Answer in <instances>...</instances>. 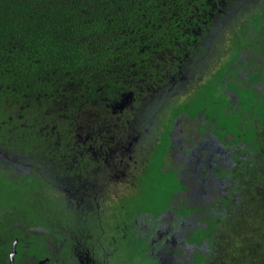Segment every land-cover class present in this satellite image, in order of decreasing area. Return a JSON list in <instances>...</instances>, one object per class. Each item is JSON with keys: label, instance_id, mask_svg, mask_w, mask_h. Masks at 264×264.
Returning <instances> with one entry per match:
<instances>
[{"label": "trees", "instance_id": "trees-1", "mask_svg": "<svg viewBox=\"0 0 264 264\" xmlns=\"http://www.w3.org/2000/svg\"><path fill=\"white\" fill-rule=\"evenodd\" d=\"M231 1L0 0V119L11 129L5 131L0 145L34 157L40 166L36 177L48 182L52 177L45 175L41 166L59 159L62 151L71 154L70 159L77 157V146L71 152L67 143L76 140L81 144L79 119L90 113L96 118L97 110L119 105L128 92L165 94L162 89H171L170 77L178 70V58L193 53V40L204 34L206 21H215L213 11ZM260 18L253 24L258 25L264 14ZM245 45L243 39L236 45V57ZM253 79L261 81V76ZM230 80L231 76L223 74L220 88L226 90ZM262 81L264 84L263 77ZM196 88L201 90L200 85ZM257 91L258 106L251 110L253 104L246 99L243 102L241 94L239 108L230 110L235 123L223 125L214 118L217 133L229 134L228 142L244 143L246 147L237 148L235 156L247 159H238L230 171L233 192L211 205L214 215L207 226L191 235L200 244L206 240L211 252L202 256L196 251L195 264H264V92ZM189 98L192 104L183 102L180 110L195 117L204 109L210 115L207 119L213 118L211 101L204 107L195 95ZM222 103L219 108L227 110ZM33 125L37 126L34 132ZM53 125L56 131H51ZM42 130L44 136L39 133ZM166 151L167 146L162 157ZM156 169L162 173L161 165ZM11 179L21 184L15 175ZM12 187L0 172V199L16 206L24 188L15 191ZM178 187L179 178L169 173L154 203L159 211ZM159 190L158 185L151 193ZM18 205L29 207L22 201ZM7 232L11 238L18 234L10 229ZM139 236L147 241V235ZM139 242L143 241L133 238L121 244L133 249Z\"/></svg>", "mask_w": 264, "mask_h": 264}, {"label": "rangeland", "instance_id": "rangeland-1", "mask_svg": "<svg viewBox=\"0 0 264 264\" xmlns=\"http://www.w3.org/2000/svg\"><path fill=\"white\" fill-rule=\"evenodd\" d=\"M227 4L224 9L220 7L221 11L218 9L215 15V20L220 19L222 26L214 28L212 34L208 35V32L202 33L200 40H198L197 46L199 44V47H202L197 49L195 54H192L194 55L193 61L188 64L191 73L189 81L184 77L176 85L171 83L172 90L168 89L161 96L155 93H142L136 99L137 94H135L134 102L132 101V95L134 94L128 92L122 102V104L127 102L128 107L135 106L142 109L136 125L139 126V131L145 133L142 143L146 146V151L143 154L141 164L135 169V172L140 173L146 170L137 175V189H131L133 191L128 194H123L127 190L125 187L115 191L113 196L116 202L119 203L121 200L120 196L123 197L125 209L133 216L137 212L141 214L157 212L158 208L154 203L162 194V182L159 177L164 182L169 172L180 166L181 168L176 171L177 175L181 177V183L185 185L186 191H189L186 195H181L180 193L172 195L170 200L167 201L168 205L163 212L156 216L158 217L159 225L156 231L159 230L161 233L165 230V227L164 229L161 228L164 224H168L171 220L174 221V227L177 231L176 235L170 236L169 243L155 245L158 241V236H149L151 248L149 252L158 257L160 261L163 256L162 262L164 264H195L194 253L196 251L202 256L211 254L207 245L197 244L190 236L193 230L207 226L210 216L214 215L210 205L217 204L222 196L230 195L233 192L232 181L229 176L230 171L238 163V159H247L246 156H235V150L244 148V143H228L226 140L230 135L222 136L217 133L214 118H219L223 125L235 123L233 117L235 115L230 112L233 108L229 97L232 95V98L237 103V101H242L241 94H243V102L246 99V101H250L253 104L249 109L251 110L258 106L255 103L259 100L257 89L261 92L264 90L262 80L258 81V84L253 85L248 83V80L243 82L232 80L233 78H246L247 74L252 79L259 76L262 78L263 76L264 80V19L260 20L258 25L253 24L256 23V19H261L260 16L264 14V0H232ZM229 10L233 12L232 18L234 20L232 22L224 19L226 12ZM242 39L246 45L240 50L241 56L236 57V45L241 43ZM223 74H225V77L231 76L230 84L226 86V90L221 89L218 83L223 78ZM198 84L201 86L200 91L196 88ZM239 88L241 89L239 90ZM191 93L196 96V100L199 99V103L204 107H208V103L211 101L209 104L213 108V118L211 116V119L208 120L205 110L202 109L199 110L194 119L188 112L179 113L178 108L181 103L192 104L189 101L191 98H188ZM145 99L148 100L144 102ZM221 100L226 104L227 110L219 108L222 103ZM241 108L245 110L244 103ZM100 110H104V114L108 117L113 116V111L108 112L107 108L103 106L97 111ZM182 114H184V117ZM178 115L180 119L177 118ZM129 117L131 118L132 114ZM93 119L91 113L86 115L77 121L80 125L78 127L83 128L82 125H92ZM171 119L173 122V127L169 133L171 144L164 156L165 165L162 174L156 167H159L162 162V154L167 144L165 142L167 130L169 129L166 123ZM51 128L57 130L54 125ZM82 134L86 135L85 133ZM163 145L164 148H162ZM76 153L77 156H85V147L78 146ZM53 161L60 164L65 159L60 157ZM68 164L70 165L71 163L68 162ZM216 169H219L223 175L226 173L228 176H220L217 174ZM86 171L88 174L95 173L94 165L91 166L90 171H88L87 166ZM89 177H91L90 174ZM158 185L160 190L151 193ZM44 190L46 191L45 193L50 192L47 189H43L42 196H44ZM110 196H103L101 201L109 205ZM67 200L64 198L52 199V201L60 202L63 205ZM85 200V204L90 203L89 198ZM43 201L35 205L37 214H40L43 209H48L49 205L51 206V201H46V199H43ZM82 202L84 203L83 199ZM120 205L122 203L118 204V208ZM103 210H110V208L109 206H104ZM83 211L86 210L82 209V212L74 211L68 214H66L68 211H65L63 213L66 216L63 214L62 219L67 221V218L74 222L77 219L83 221L85 218ZM104 215L105 217L111 215V218H113L110 211H105ZM151 216L153 215H149V220L153 219ZM105 217L103 218L107 222L108 219ZM149 220L148 222L143 221L142 225L140 224L143 231L148 230L151 224ZM166 232L162 235H165ZM134 241L144 240L138 235L134 238ZM53 242L55 247H57L55 241ZM71 246L75 249L83 246V244L75 243ZM197 246L200 248H197ZM140 247L138 245V247L133 249H129V247L123 248V251L127 253H124L116 264H150Z\"/></svg>", "mask_w": 264, "mask_h": 264}, {"label": "flooded vegetation", "instance_id": "flooded-vegetation-1", "mask_svg": "<svg viewBox=\"0 0 264 264\" xmlns=\"http://www.w3.org/2000/svg\"><path fill=\"white\" fill-rule=\"evenodd\" d=\"M225 7L221 8L224 9ZM218 9L219 7L213 11L212 20H215ZM232 16L233 12L229 10L226 12L224 19L232 22L234 20ZM221 26L220 19L215 20L214 23H208L206 21L205 32H208V35L212 34L214 28ZM198 33H201V31H198ZM199 36H202V34ZM193 42V47L195 48L193 53H187L183 57L178 58L180 62L178 64V70L170 77V81L175 85L180 80H183L184 77L188 81L191 78L188 64L193 61L194 55L192 54H195L197 49L202 47H199V44L197 46L199 42L198 38H195ZM234 80L241 82L248 80L253 84H258L259 81L256 80V82L249 78L248 74L246 78H235ZM162 91L167 92L168 90L162 89ZM132 97V101L134 102L135 95H132ZM138 97L139 95L136 96V99ZM146 100L148 99L144 101ZM229 100L232 102V108H239L238 106L241 104V101H237L236 103L232 95L229 97ZM122 102L119 105L107 104L108 106L110 105L107 111H113V116L108 117L104 114V110H100L97 111L92 125H82L83 128L77 127L81 134L85 133L86 135L84 136L82 134L83 137L80 138L81 144L76 140L72 143L68 142L67 149L72 152V147L84 146L85 156L82 157L79 155L74 159H70L71 154L62 151L61 157L65 159L64 162L59 164L51 160V164L47 167L41 166V171L45 175L50 174L52 177V179H47L49 181L46 183L40 182L38 177H36V174L40 171V166L35 164L34 157H27L22 155L21 152L9 150L0 145V172H3L4 177H7L10 185L13 186L11 188L12 190L16 191L24 188L22 189L21 197L16 201V206L4 204L2 199H0V243L3 244L1 247L2 260H0V264H116L118 258L114 259V257L123 254V248H125L123 246L127 245H122L121 243L131 240V238L133 239L138 235H147V241L139 242V246H141L140 249L149 257L148 262L150 264H164L162 262L163 256L160 261L158 257L149 252L151 249L149 236H158V241L155 245H161L163 243H169L170 236L176 233L177 230L174 227L173 220L161 227L162 229L165 227L162 233L159 230L156 231L159 228L158 217L156 216L163 212L168 203L160 211L158 210L155 213L141 214L137 212L133 216L125 209L126 206L123 204V197L120 196L121 200L119 203H122V205L118 208L119 203L116 202L113 196L115 191L121 187L127 188L123 194H128L133 191L131 189H137V175L146 170L140 173L135 172V169L141 164L143 154L146 151V146L142 143L145 133L139 131V126L136 125L137 119H139L141 114V108L135 106L128 107L127 102H124V104ZM114 107L120 108L116 109ZM178 111L179 113L185 112L184 110H180V108H178ZM130 114H132L131 118L129 117ZM182 116L184 117V114ZM208 116L210 115L206 112V117L209 118ZM195 117L192 118L194 119ZM177 118L180 119L179 115ZM172 119L166 123L169 127L165 140L167 143H165L167 151L171 144L169 133L173 127ZM4 120L0 119V139L6 135L5 131L11 130ZM33 126L35 128L31 131L34 132L37 130V126ZM51 131L56 130L51 128ZM39 133L43 136L45 135V131L43 130ZM18 134L19 132H16L15 136H18ZM50 136L54 137L51 132ZM52 144L56 145V142L52 141ZM164 156L160 163L161 170H164ZM68 162L71 164L69 165ZM92 165L95 167V173H89L91 175L89 177L86 170L88 166V171H90ZM180 168L181 166L176 167L172 172L179 178V185L181 187H178L172 192L171 196L177 193L181 195L189 193L188 190L186 191L185 185L181 183V177L177 175L176 171ZM216 172L220 176L223 175L219 169H216ZM14 175L17 180L21 181V184H14L11 179ZM223 176L226 177L228 175L225 173ZM19 186L22 188L16 189ZM41 189H47L50 192L45 193L46 191L44 190V196H42ZM12 190L10 194L14 192ZM106 195H111L109 205L101 201L103 196ZM0 197H2L1 193ZM53 198H64L71 201L67 200V204L65 203L63 205L60 202L52 201ZM88 198L90 199V203L85 204V199ZM43 199L51 201V206L49 205L48 209H43L40 214H37L35 205L38 202H44ZM21 201L29 203V207L25 208L18 205ZM104 206H109L110 210H103ZM82 209L86 210L83 211L85 213L83 221L77 219L74 222L67 218V221L62 219L63 212L68 211L66 214L74 211L82 212ZM105 211H110L113 218H111V215L105 217ZM66 214L64 215L66 216ZM149 215H153L151 216L153 219L149 220ZM103 217L108 219V221L106 222ZM148 220L151 224L148 230L143 231L141 225L143 221L148 222ZM9 229L10 231H17L18 234L16 233L11 238L7 232ZM164 232L166 234L162 235ZM53 241H55L57 247H55ZM75 243L83 244V246L74 249L71 245ZM197 244L200 243L197 242ZM204 244H206V240ZM130 245H133V243Z\"/></svg>", "mask_w": 264, "mask_h": 264}, {"label": "water", "instance_id": "water-1", "mask_svg": "<svg viewBox=\"0 0 264 264\" xmlns=\"http://www.w3.org/2000/svg\"><path fill=\"white\" fill-rule=\"evenodd\" d=\"M16 250V249H15Z\"/></svg>", "mask_w": 264, "mask_h": 264}]
</instances>
